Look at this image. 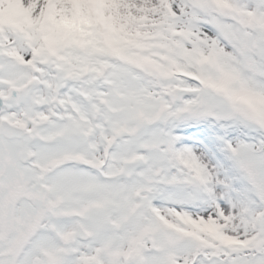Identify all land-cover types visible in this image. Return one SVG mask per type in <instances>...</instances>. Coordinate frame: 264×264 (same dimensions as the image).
<instances>
[{
    "label": "rangeland",
    "instance_id": "1",
    "mask_svg": "<svg viewBox=\"0 0 264 264\" xmlns=\"http://www.w3.org/2000/svg\"><path fill=\"white\" fill-rule=\"evenodd\" d=\"M0 97L89 221L60 264H264V0H0Z\"/></svg>",
    "mask_w": 264,
    "mask_h": 264
},
{
    "label": "flooded vegetation",
    "instance_id": "2",
    "mask_svg": "<svg viewBox=\"0 0 264 264\" xmlns=\"http://www.w3.org/2000/svg\"><path fill=\"white\" fill-rule=\"evenodd\" d=\"M0 100V138L4 145L14 140H27L32 130L19 128L8 118V102L4 97ZM5 123L8 128L23 133V137L4 136ZM24 155L28 157L25 161ZM63 164L50 150L38 158L24 152L17 161L12 159L10 151L0 147V264H60V258L73 256L72 251L79 243H89L78 235L80 229L88 231L89 221L85 214L79 209L62 213L60 209L66 201L61 207L62 197L54 196L61 169L66 166ZM12 198L17 201L13 225L12 215H7ZM38 200L42 201L43 208ZM61 228L73 233L61 239Z\"/></svg>",
    "mask_w": 264,
    "mask_h": 264
},
{
    "label": "water",
    "instance_id": "3",
    "mask_svg": "<svg viewBox=\"0 0 264 264\" xmlns=\"http://www.w3.org/2000/svg\"><path fill=\"white\" fill-rule=\"evenodd\" d=\"M0 114H1V100H0ZM207 116H212V111H210ZM7 126V127H5ZM2 134L4 136H6L7 138H10V139H13V138H22L23 137V133L21 132H17V131H14L12 130L10 127L8 128V125L7 123L4 124L3 128H2ZM28 157L26 155L23 156V159L24 161L27 159ZM15 198H12L10 201H9V204H8V211H7V215H12V218H13V222H12V225L14 223V216H15V208H16V203L17 201H14ZM135 200H139V196H136L135 197ZM40 203H41V208H43V204H42V201L38 200ZM11 209V210H10ZM9 212V213H8ZM78 235L79 237L83 240V241H88L90 239V236L85 233L82 229L79 230L78 232ZM126 262L127 264H134V259H132L131 257H127L126 258Z\"/></svg>",
    "mask_w": 264,
    "mask_h": 264
},
{
    "label": "bare ground",
    "instance_id": "4",
    "mask_svg": "<svg viewBox=\"0 0 264 264\" xmlns=\"http://www.w3.org/2000/svg\"><path fill=\"white\" fill-rule=\"evenodd\" d=\"M31 5V4H30ZM30 11H25L23 10L22 8L19 9L20 13H21V17H23L22 15H25L26 17H30L32 18L34 21H38V19H43L44 18V10H43V13L39 15L38 12H36V10L34 9V5H31L30 6ZM56 12V9L54 10V13ZM18 15V14H17ZM20 16L18 15L17 18H19ZM57 27V26H56ZM52 29V27H51ZM61 28H57V35L55 36V38H57L56 40L59 41L60 44H58V51H63L65 47H63V45H61L63 42H64V35L62 36L61 34H63V30H60ZM52 31V30H51ZM53 41V40H52ZM54 42V41H53ZM68 42V41H67ZM66 42V43H67ZM65 45V43H63ZM55 45V44H54ZM190 154V156H193V153L192 152H188Z\"/></svg>",
    "mask_w": 264,
    "mask_h": 264
},
{
    "label": "trees",
    "instance_id": "5",
    "mask_svg": "<svg viewBox=\"0 0 264 264\" xmlns=\"http://www.w3.org/2000/svg\"><path fill=\"white\" fill-rule=\"evenodd\" d=\"M208 236V235H207ZM205 240L209 243L210 242V244H212L213 243V238L212 237H210V236H208V237H206V235H205ZM204 240V241H205ZM205 241V242H206Z\"/></svg>",
    "mask_w": 264,
    "mask_h": 264
}]
</instances>
